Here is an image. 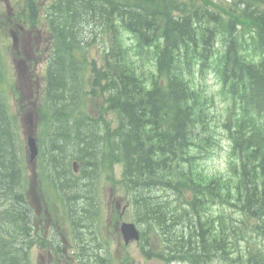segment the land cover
Masks as SVG:
<instances>
[{
    "label": "trees",
    "instance_id": "16d2710c",
    "mask_svg": "<svg viewBox=\"0 0 264 264\" xmlns=\"http://www.w3.org/2000/svg\"><path fill=\"white\" fill-rule=\"evenodd\" d=\"M235 1V8L221 9L227 16L211 10L209 0H58L54 5L50 23L60 35L46 93L63 125L52 135L48 165L54 176L64 178L68 191L79 192L71 213L75 223L85 224L76 228L87 232L82 243L91 257H97L92 232L98 213H78L85 193L66 181L72 157L86 171L123 165L135 188L139 222L157 225V241L163 244L148 252L150 257L264 264V0ZM125 31L137 40L135 53L124 41ZM216 34L230 45L221 58L214 48ZM92 40L109 47L101 66L93 63L89 72L92 96L103 101L104 111L116 114L114 135L110 123L103 133L99 122H71L87 66L75 53ZM153 48L156 61L148 68L138 59ZM196 66L215 67L222 77L227 116L220 128L231 141L226 176L202 167L219 138L210 96L195 83ZM14 154L0 104V200L7 210L0 223L17 221L22 230L29 211ZM87 204L92 208L91 199ZM0 264H22L12 243L3 239Z\"/></svg>",
    "mask_w": 264,
    "mask_h": 264
},
{
    "label": "rangeland",
    "instance_id": "374dc122",
    "mask_svg": "<svg viewBox=\"0 0 264 264\" xmlns=\"http://www.w3.org/2000/svg\"><path fill=\"white\" fill-rule=\"evenodd\" d=\"M53 0H47V3H51ZM45 11H46V5H42L41 6V10L39 15L37 16V18L39 19V22L36 26L35 29H33V33L30 35H36L37 31L40 30V33H46V24L44 22V15H45ZM127 40L128 42L130 41L128 36H127ZM39 43V48L40 50H43V48L45 47L44 43H41V41H37ZM22 44V43H21ZM4 48V47H3ZM25 49V51L27 50L29 52V48L27 45H21L20 46V50L23 51ZM101 53L102 50L99 49L98 45H94L91 46L90 49L88 50V58H87V62H92L96 61L97 63H99V61H101ZM42 58V57H41ZM40 58V59H41ZM24 61L21 62L23 63V65L21 66L24 71L20 68L17 67V70L15 68H13L11 65L9 66V69L12 71L11 74H18V79H19V83H18V87H17V91H21L22 86L24 87V89L27 92H30V83L28 79L34 78L37 75H41V71L43 69V67L40 66V64L38 65V67H35V60L30 59L29 57L27 58H23ZM88 76H89V71L86 70V68L83 71V77L84 79L88 80ZM38 78V77H35ZM39 81V80H38ZM28 88V90L25 87ZM89 82H86L85 86L86 89L88 90V86H86ZM198 83L201 86H206L209 91H213L215 93H218L219 89H220V85L218 84L216 77L213 74H209L207 75V77L202 78L198 81ZM0 84H3V82H1ZM18 94V93H17ZM27 93L24 94V97ZM6 95V92H3L0 89V98L4 99ZM7 97H9L8 102H10L9 106L10 109H12V112L17 113L18 109L19 112L24 113L25 111H27L29 109V106L32 105V107H34L35 109L38 107L36 105L41 103V100H35V96L32 95L30 97H27L25 100H22L21 103H18L17 99L14 97V95H12L11 92H9L7 94ZM42 104H40L39 106H42ZM94 105L95 102L93 100H86V102L83 105H80V108L83 109V111H86L90 117L92 118H96L99 116V112L98 110L94 109ZM223 106V103L221 101V99L219 97H217V102H216V107L215 110H221ZM19 122L18 120H14L13 122L11 121L12 124V132H13V137H16V141H15V145H16V151L19 152L18 155L22 156L24 158V155L26 154V141H25V134H24V127L23 124L20 122L21 120V115L19 114ZM112 116V114L110 115ZM59 125V123H58ZM63 125V122H60V127ZM26 129L29 128L28 124H26ZM32 130L33 132L36 133V136L38 138L41 137V132L43 129V126L40 123V118L38 115V118L35 120V117L33 118V125H32ZM36 130V131H35ZM220 144H221V150L217 153V155L204 162V167L209 171V172H213V173H226L227 170V155H228V149H229V142L227 141V139L222 136L221 140H220ZM18 161H20V158L18 159ZM37 164V162H36ZM30 167H28L29 169ZM15 169H12V171ZM105 171H117L115 174L116 178H119L121 175V167L116 166L114 170H105ZM28 174L31 175L32 172L27 171V177ZM30 182V181H29ZM109 184V183H108ZM42 183L39 180H36L35 184H34V192L30 195H33L34 198H36V195L38 192H40V187H41ZM89 187L85 188V186L81 183V191H83L81 194L85 193L84 196L82 195V197H84L82 199V201L79 202L81 208H79V214H82L84 212V210H89V212L91 213V211L93 210L92 208H89L88 204H87V200L90 199V191H89ZM72 192H77L75 190H72ZM100 196V195H99ZM112 196H115L117 199L119 198V196L115 193H113L112 188L107 185L104 188V193H103V200L107 201L108 199H111ZM62 201L60 200L59 203H61ZM84 209H83V207ZM89 208V209H88ZM37 217V216H36ZM113 250L114 252L117 250V252L119 253V258L118 261H123V257L126 255V253H128L129 256H131L134 260H135V264H164V263H160L159 261H151V262H145L140 255L139 252V247L136 244H132L130 245L128 248L126 249H121L120 246L118 245H113ZM126 250L128 252H126ZM121 255V258H120Z\"/></svg>",
    "mask_w": 264,
    "mask_h": 264
},
{
    "label": "water",
    "instance_id": "95a60500",
    "mask_svg": "<svg viewBox=\"0 0 264 264\" xmlns=\"http://www.w3.org/2000/svg\"><path fill=\"white\" fill-rule=\"evenodd\" d=\"M28 143H29V147L31 150V156L33 159V158H35V156L37 154V147L35 144V140L32 137H30L28 140ZM123 232L126 234V238L129 239V238H132L134 236L133 232H135V228L133 225L124 226Z\"/></svg>",
    "mask_w": 264,
    "mask_h": 264
},
{
    "label": "flooded vegetation",
    "instance_id": "af4514ba",
    "mask_svg": "<svg viewBox=\"0 0 264 264\" xmlns=\"http://www.w3.org/2000/svg\"><path fill=\"white\" fill-rule=\"evenodd\" d=\"M6 1H7L6 4H7V8H8V14H9V15H7V21L12 22V23L19 21V16H16L15 10L10 7L9 0H6ZM19 1L20 0H14V3H17V5H19ZM2 22L4 23V21H2ZM16 26H18V25L14 23L11 26V28H15Z\"/></svg>",
    "mask_w": 264,
    "mask_h": 264
}]
</instances>
